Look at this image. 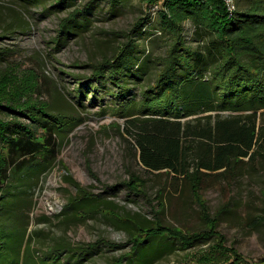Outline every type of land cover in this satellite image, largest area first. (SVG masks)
Here are the masks:
<instances>
[{
    "label": "rangeland",
    "instance_id": "obj_1",
    "mask_svg": "<svg viewBox=\"0 0 264 264\" xmlns=\"http://www.w3.org/2000/svg\"><path fill=\"white\" fill-rule=\"evenodd\" d=\"M34 1L0 0V73L13 71L22 88L24 80L32 79L39 84L36 95L41 100L57 111L81 115L84 121L69 133L54 167L40 174L31 196L26 190H12L6 196L3 212L8 219L6 225L0 224V264H119L117 259L132 249L130 231L122 221L129 211L185 232L206 227L184 178L167 171L151 172L141 163L125 134L128 117L121 98L112 93L117 92L116 85L103 80L100 97L94 101L91 85L83 99L75 97L78 80L91 76L103 57L117 53L128 40L126 33L139 22L151 31L135 36V60L145 58L124 82L128 81L129 100L142 99L160 67L155 57L165 55L169 46L158 10L143 0H67L61 6L55 5L61 0ZM77 8V21L65 33L62 21ZM184 34L195 50L211 41L198 34L191 21L185 22ZM258 118L261 132L264 111ZM0 119H8L2 108ZM259 150L262 154L254 159L245 158L235 177L212 173L203 184L212 214H219L218 229L226 235L227 245L245 256V264H260L264 259V148ZM133 177L144 183L138 193L127 185ZM88 193L114 205L91 213L90 207L82 208L93 198ZM11 221L17 224L10 225ZM160 242L161 253L151 264H223L217 261L213 239L190 248L173 239ZM134 259L126 256L122 263L145 264L139 262L140 254Z\"/></svg>",
    "mask_w": 264,
    "mask_h": 264
},
{
    "label": "trees",
    "instance_id": "obj_2",
    "mask_svg": "<svg viewBox=\"0 0 264 264\" xmlns=\"http://www.w3.org/2000/svg\"><path fill=\"white\" fill-rule=\"evenodd\" d=\"M143 1L161 14L169 46L165 55L155 57L160 67L144 88L142 99L138 103L129 100L128 81L124 82L134 75L135 64L139 68L145 58L135 60V36L151 31L139 22L126 33L128 40L117 53L103 57L94 66L92 77L78 80L75 97L83 99L91 85L94 101L100 97L103 80L116 85L118 90L112 93L121 98L128 117L125 134L137 148L141 163L151 172L167 171L184 178L207 226L185 232L129 211L122 221L130 231L132 249L116 262L123 264L126 256L134 261L140 254L139 262L151 264L161 253L157 244L166 239L176 240L184 248L213 239L218 263H248L236 247L227 245L226 235L218 229L219 214H212L203 184L205 176L212 173L235 177L245 158L254 159L262 154L259 147L264 148V131L260 132L258 123L259 112L264 111V0H234L233 10L227 0ZM156 5L159 7L154 9ZM79 11L77 8L62 21L65 33H70ZM187 21L194 24L198 34L211 38L205 48L195 50L188 45L184 34ZM18 78L13 71L0 73V108L8 115V119H0L1 225L8 219V213L3 212L6 196L12 190L30 191L31 196L40 174L54 167L69 133L84 121L81 115L57 111L49 101L41 100L36 95L39 84L32 79L24 80L22 88ZM136 109L139 112L134 116ZM229 111L232 113L225 115ZM35 162L37 169L31 166ZM66 178L73 181L69 175ZM143 184L136 177L127 183L135 193L142 191ZM88 194L93 198L82 208L90 207L91 213L98 207L114 205L111 200ZM14 224L11 221L10 225ZM66 247L72 246L68 243ZM259 263L264 264V259Z\"/></svg>",
    "mask_w": 264,
    "mask_h": 264
},
{
    "label": "built area",
    "instance_id": "obj_3",
    "mask_svg": "<svg viewBox=\"0 0 264 264\" xmlns=\"http://www.w3.org/2000/svg\"><path fill=\"white\" fill-rule=\"evenodd\" d=\"M227 2H228V4H229L231 10L235 9V2H234V0H227ZM158 7H159V6L156 5V6L154 7V9H157Z\"/></svg>",
    "mask_w": 264,
    "mask_h": 264
}]
</instances>
